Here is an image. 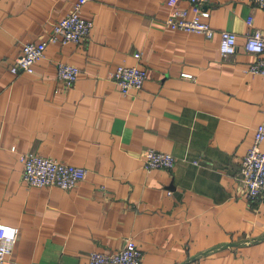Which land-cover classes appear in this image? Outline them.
I'll return each instance as SVG.
<instances>
[{
	"label": "crops",
	"instance_id": "1",
	"mask_svg": "<svg viewBox=\"0 0 264 264\" xmlns=\"http://www.w3.org/2000/svg\"><path fill=\"white\" fill-rule=\"evenodd\" d=\"M76 1L0 0V223L20 229L3 264H88L127 238L144 264H264V202H250L239 177L264 123V77L246 72L257 55L245 49L247 34L264 30V9L210 0L207 38L166 26L167 0H89L87 38L49 43L31 74H14L24 44L47 40ZM223 30L237 35L227 58ZM59 62L80 67L73 87ZM121 64L147 69L141 90H119ZM151 148L172 153L175 167L146 171ZM26 152L87 177L71 189L30 187Z\"/></svg>",
	"mask_w": 264,
	"mask_h": 264
},
{
	"label": "built area",
	"instance_id": "2",
	"mask_svg": "<svg viewBox=\"0 0 264 264\" xmlns=\"http://www.w3.org/2000/svg\"><path fill=\"white\" fill-rule=\"evenodd\" d=\"M88 1L77 0L65 17L52 23V30L47 40L25 43L11 71L14 74H31L34 71V65L45 57L49 43L62 45L81 43L87 38L94 26L92 20L82 16L83 6ZM250 1L264 9V0ZM179 2L180 0H167L170 11L165 21L166 26L212 38L215 30L208 21L211 16L208 7L210 0H188V8L182 7ZM247 23L252 26L253 18L250 17ZM219 49L224 58L234 55L238 50L236 33L228 30L221 31ZM245 49L257 55L246 72L264 77V30L258 28L248 33ZM134 56L139 59L141 54L136 53ZM57 72L59 79L66 87L71 88L77 82L81 69L74 64L59 62ZM182 76L193 77L190 73H182ZM147 77V69L139 65L121 64L117 66L113 74V80L123 94L141 90ZM263 142L264 123L256 127L253 143L246 152L240 168L239 177L250 202H264V151L261 148ZM19 159L24 166L23 179L30 187L58 186L62 189H71L86 179L88 174L87 168L83 166L61 163L34 152L22 153ZM142 161L143 168L148 172L157 168L172 169L176 165V157L172 153L153 148L144 153ZM19 233V227L0 223V264L12 255ZM88 264H144V253L133 238H127L123 247L114 253L91 252Z\"/></svg>",
	"mask_w": 264,
	"mask_h": 264
}]
</instances>
